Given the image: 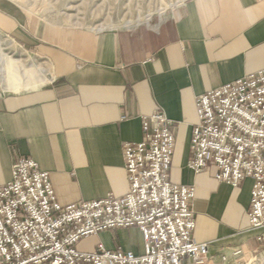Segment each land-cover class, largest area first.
Instances as JSON below:
<instances>
[{
    "label": "crops",
    "instance_id": "crops-1",
    "mask_svg": "<svg viewBox=\"0 0 264 264\" xmlns=\"http://www.w3.org/2000/svg\"><path fill=\"white\" fill-rule=\"evenodd\" d=\"M0 32L47 62L50 77L20 92L0 84V185L27 158L49 173L63 206L123 197V147L143 140V119L160 109L173 122L170 179L196 189L193 237L208 243L210 264L237 247L243 255L230 264H245L261 248L247 215L253 180L234 188L212 165L201 174L188 165L197 97L264 69V0H186L157 22L107 30L52 25L0 3ZM120 232L140 231H104L97 244L144 253L143 240L114 241Z\"/></svg>",
    "mask_w": 264,
    "mask_h": 264
},
{
    "label": "built area",
    "instance_id": "built-area-1",
    "mask_svg": "<svg viewBox=\"0 0 264 264\" xmlns=\"http://www.w3.org/2000/svg\"><path fill=\"white\" fill-rule=\"evenodd\" d=\"M196 110L188 167L201 174L212 165L215 179L234 188L253 180L249 230L259 232L264 249V69L198 96ZM172 126L159 109L143 119V140L125 143L130 190L123 197L63 206L49 173L32 159L18 160L0 185V264H210L208 243L193 237L196 189L170 179ZM133 227L142 233L143 254L102 244L76 248L104 231ZM242 255L233 248L218 264Z\"/></svg>",
    "mask_w": 264,
    "mask_h": 264
},
{
    "label": "rangeland",
    "instance_id": "rangeland-1",
    "mask_svg": "<svg viewBox=\"0 0 264 264\" xmlns=\"http://www.w3.org/2000/svg\"><path fill=\"white\" fill-rule=\"evenodd\" d=\"M185 1L186 0H0V3L6 4L8 9L15 10L20 15L33 17L37 20L41 19V21L52 25L62 24L77 28L85 27L96 30H107L142 25L149 19L157 22L160 18L171 13L172 9ZM160 10H166L164 16L160 15ZM12 42L15 41L11 37L5 36L0 32V56L7 54V56L12 58L11 60H17L23 80H25V83H28V80L24 77V73L30 68H33V64L42 65V67L45 68L43 65L47 62L38 59L16 42ZM10 58H8V60H10ZM0 84L4 90L14 91L11 90L6 83L2 82L1 75ZM23 90L29 89H20V91ZM112 239L114 241L115 239H119L120 243L123 241L122 244L138 247L143 240V236L141 232H120L118 235L115 234ZM99 241L100 240L95 238V236H92L88 240L85 239L79 242L76 248L80 250H89ZM221 257L222 256H220V258ZM250 263L264 264V249L262 244L261 248L255 252L245 264Z\"/></svg>",
    "mask_w": 264,
    "mask_h": 264
},
{
    "label": "bare ground",
    "instance_id": "bare-ground-1",
    "mask_svg": "<svg viewBox=\"0 0 264 264\" xmlns=\"http://www.w3.org/2000/svg\"><path fill=\"white\" fill-rule=\"evenodd\" d=\"M165 13L166 10H160V15L164 16ZM8 58L10 57L7 54L0 56V75L2 82L6 83L11 90L20 91L21 88L36 89L50 80L46 73V68L42 67V65L33 64V68L24 73V77L28 80V83H25L20 72L19 62L11 60L12 58L8 60Z\"/></svg>",
    "mask_w": 264,
    "mask_h": 264
}]
</instances>
